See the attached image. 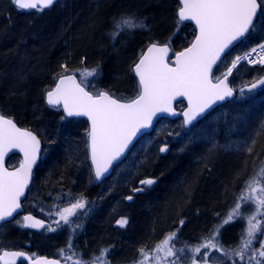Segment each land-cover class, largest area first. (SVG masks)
I'll return each mask as SVG.
<instances>
[{
    "label": "trees",
    "instance_id": "trees-1",
    "mask_svg": "<svg viewBox=\"0 0 264 264\" xmlns=\"http://www.w3.org/2000/svg\"><path fill=\"white\" fill-rule=\"evenodd\" d=\"M135 1H141L140 5ZM178 7L177 0H59L47 10L22 12L12 0H0V114L35 133L43 146L23 204L24 214L31 213L35 186L38 200L49 204L52 211L81 199L90 209L95 204V243L113 245L124 257L140 244L153 246L151 241L155 243L154 239L161 238L162 231L173 228L178 220L184 221L185 232L192 233L209 224H222L225 212L236 207L246 182L264 167V86L241 92L264 77V67L239 64L233 68L228 83L237 93L235 99L217 107L190 129L184 130L179 119L159 121L151 133L158 131L156 141L150 145L139 141L120 164L125 167L120 172L125 177L121 182L111 180V186L106 184L120 165L108 180L94 186L86 121L66 119L60 108L44 104L42 93L53 88L58 76L74 74L80 81L81 70L98 65L101 74L87 78L89 92L107 91L122 102L134 99L138 84L131 68L146 47L168 43L176 53L195 35L191 25H177ZM121 16L143 19V30L151 31L139 29L131 32L132 36L126 31L113 39V20ZM262 41L264 9L259 10L245 39L219 63L213 79L222 78L235 57ZM164 126H168L166 130ZM182 139L183 146L176 152ZM160 143L166 151H160ZM19 162V157L13 156L7 167L14 168ZM145 179L155 183L142 185L140 181ZM123 181L127 184L122 186ZM138 188L145 190L133 195ZM109 191L114 194L109 196ZM128 196L133 197L130 205L124 204ZM119 218L128 220L125 229L114 227ZM258 218L264 226V217ZM234 223V236L239 238L246 231L247 221L237 220L223 227ZM14 227L9 223L0 228V235L3 229L7 235L0 240V251H29V232L20 225ZM88 229L90 238L92 223ZM257 234L253 243L258 245ZM253 250L250 248L252 256ZM236 263L256 261L245 256Z\"/></svg>",
    "mask_w": 264,
    "mask_h": 264
},
{
    "label": "snow or ice",
    "instance_id": "snow-or-ice-1",
    "mask_svg": "<svg viewBox=\"0 0 264 264\" xmlns=\"http://www.w3.org/2000/svg\"><path fill=\"white\" fill-rule=\"evenodd\" d=\"M180 7L177 12V25L185 21H193L199 30V35L190 47L176 54L175 66L168 63L169 44L158 45L151 43L147 50L142 52L138 62L134 63L131 71L138 78V91L134 99L121 102L107 91H97L95 94L86 91L87 78L98 77L102 70L99 65L92 69L81 70L82 79L77 82L75 75L58 76L55 87L46 92L47 104L52 107H63L68 116L84 115L91 121V129L88 133L89 148L91 151L92 164L95 166V176L100 178L108 171L109 165L120 157L132 138L141 130L148 128L157 113H172V101L177 97H187L189 109L184 113V123H191L196 117L209 108L218 100L230 97L233 90L228 87L227 75L223 79L216 78L213 83L211 72L213 65L220 59L221 53L237 38L243 36L254 27V19L259 10L264 9V0H179ZM19 10L43 11L51 7L55 0H12ZM113 39L122 32L137 28H144L142 21H137L134 16H121L113 20ZM264 47V46H262ZM255 51V49H253ZM241 57L232 61V67L228 68L227 74H231L232 68ZM64 67L67 72L66 66ZM264 85V79L252 84ZM83 85V86H82ZM174 114V113H173ZM254 143V141H253ZM40 141L28 130L17 127L12 119L0 114V221L14 218V214L22 208L20 198L24 196L28 187L32 166L36 162ZM19 149L24 154V160L19 168L9 171L4 167V157L12 150ZM161 152L166 148H161ZM251 152L252 148L249 147ZM140 183L150 186L155 183L153 179L141 180ZM144 188L135 191H144ZM128 196V200H132ZM241 203L251 204L254 211L244 217L241 212ZM84 201L77 200L68 208L60 210L57 215L60 222L70 224V217L76 209L84 208ZM236 217L246 218L247 228L241 236L237 249L225 251L216 242V236L223 225L228 224ZM258 217H264V167H261L255 177L246 182L244 192L239 198L236 207L217 225L211 235L205 238L204 243L195 247H189L188 251L194 254L208 256L209 249L223 252L224 256H237L244 260L247 251L251 248L257 233L264 235L262 221ZM16 223L20 224L19 220ZM121 228L128 223L126 218L116 221ZM183 225L184 221L180 222ZM22 227L44 228L42 220L35 219L31 215L23 217ZM48 231L55 229L48 227ZM177 237L176 232L170 233L152 252L154 264H178L177 260L169 262V257L183 254L185 249H175L172 243ZM187 247V246H186ZM201 249H205L201 253ZM108 249H102L98 256L91 260H84L78 256L69 243L68 254L64 257L65 264H108ZM141 259L138 264H146L149 254L140 249ZM250 260L256 264H264L256 259L255 250ZM22 252H3L0 255L2 264H15L17 257H23ZM259 257L264 258V241L260 244ZM33 264H59L58 261L37 259ZM191 264H197L195 257ZM203 264H207L205 258Z\"/></svg>",
    "mask_w": 264,
    "mask_h": 264
},
{
    "label": "flooded vegetation",
    "instance_id": "flooded-vegetation-1",
    "mask_svg": "<svg viewBox=\"0 0 264 264\" xmlns=\"http://www.w3.org/2000/svg\"><path fill=\"white\" fill-rule=\"evenodd\" d=\"M95 186V185H94ZM138 191H134L133 195H136ZM37 197L38 195L35 194ZM38 199H35V201L31 204V213L30 214H24L23 212L15 219L20 220L23 222V217L26 215H31L35 219L42 220L45 224L44 228H29L24 227L29 232V238H30V250L26 251L30 257L34 260L36 258H47V259H54L59 262V264H65L64 257L61 255V250H64L65 255L68 254V247L69 243H71L72 249L76 252L78 256H82L84 260H91L93 256H98L102 249H108L107 253V260L108 264H138L140 256V249H145L146 246L144 244H140V247L136 246L133 249V252L128 255L122 257L115 249V247L110 244H103L100 245L99 243H95V217L97 216L98 212H95V204L92 205V209L89 208V205L85 204L84 208L82 209H76L75 214L70 217L71 223L70 224H64L63 221L60 222V225L58 226L55 221L59 220V216L57 215L58 212H47L44 213L39 209ZM132 203V200H128L127 198L124 199V204L130 205ZM74 204V203H72ZM72 204H69L60 210L64 208L70 207ZM35 206V207H34ZM122 219V218H119ZM118 219V220H119ZM181 221L178 220L176 224L173 226V232L177 233L176 240H180L182 238L178 237L180 235V232L185 231V223L181 225ZM92 223V234L91 236L92 241H90L89 236V229L88 224ZM2 227V226H1ZM0 227V228H1ZM48 227H51L55 229V231H48ZM114 227H119L117 223H114ZM126 227V226H125ZM125 227L121 229H125ZM227 226L221 227L219 229L220 233L216 236V242H218L220 248L224 249L225 235L224 231L226 232ZM216 229V227H212L211 224H209L205 229L200 231H193L192 233H189L184 240V243L179 244V242L176 244L179 249H185L186 253H190V256L188 259H184L182 254L178 253L177 256L170 257L171 259L177 260L178 264H191V260L193 257H195L197 264H203L204 259H207V264H227V257L224 256L223 252L217 251L216 249H209L208 256L204 257L202 254H194L190 251H188L189 247H195L199 244L204 243L205 238L209 237L211 233ZM237 231V230H236ZM59 233L61 238V246L57 250L58 254H55L52 249V237ZM168 235V234H167ZM164 236L161 235V238ZM187 246V247H186ZM205 249H201V253H203ZM146 252V250H145ZM147 253V252H146ZM118 256V257H117ZM120 260H116L119 259ZM171 262V261H169ZM19 264H26V262H21ZM68 264H71V261H68Z\"/></svg>",
    "mask_w": 264,
    "mask_h": 264
},
{
    "label": "water",
    "instance_id": "water-1",
    "mask_svg": "<svg viewBox=\"0 0 264 264\" xmlns=\"http://www.w3.org/2000/svg\"><path fill=\"white\" fill-rule=\"evenodd\" d=\"M59 0H55V3L58 2ZM178 1V4H179V7H180V2L179 0ZM54 3V4H55ZM53 4V5H54ZM52 5V6H53ZM51 6V7H52ZM49 7V8H51ZM49 8H46L44 10H47ZM21 11H35L34 9L33 10H21ZM178 12V10H177ZM259 12V11H258ZM258 14V13H257ZM256 18L254 19V22H255ZM182 24H190L191 26H193V28L195 29V36L192 40V42L189 44V46H187L186 48L190 47L191 44L195 41V38L197 35H199V30L198 28L196 27L195 23L193 21H185L183 22ZM249 32L245 33L243 36L237 38L235 41H233L225 50L223 53H221V56H220V59L216 62V64L213 65V68H212V72H211V78H212V75H213V72L214 70L217 68V66L219 65V63L223 60V58L226 56V54H228L236 45H238L240 42H242L245 37L248 35ZM158 45H163V44H158ZM148 47V46H147ZM184 48V49H186ZM184 49H182L181 51H184ZM147 48L144 50L146 51ZM179 51V52H181ZM177 52V53H179ZM172 54L171 52V49L169 50V53H168V63L171 65V66H175V59H176V54ZM171 59V60H170ZM139 60V59H138ZM137 60V62H138ZM171 62V63H170ZM70 75H74V74H70ZM134 75V73H133ZM135 77V76H134ZM77 82H79L78 78L75 76ZM224 77H222L221 79H223ZM136 81H137V84H138V78H136ZM264 79V77H262L261 79L259 80H262ZM258 80V81H259ZM213 81V79H212ZM57 82V81H56ZM55 82V84H56ZM216 81H213V83H215ZM257 82V81H256ZM255 82V83H256ZM227 85L229 88H231L229 86V83H228V78H227V81H226ZM55 84H54V87H55ZM254 84V83H253ZM264 85H261V84H257V87L256 88H252V84L249 85V86H246L242 89V92H245V93H250V92H254L258 89H260L261 87H263ZM53 87V88H54ZM232 89V88H231ZM86 90V89H85ZM233 90V89H232ZM87 91V90H86ZM236 97V92L233 90V94L232 96L230 97H225V99L223 100H218L216 101L214 104H212L209 108L205 109L204 112L200 113L196 119H194L191 123L189 124H185L184 123V120H185V117H184V113L188 111L189 109V104H188V99L187 97H177L176 99H174L172 101V110L173 112L172 113H157L156 116L153 117L152 119V123L151 125L148 127V128H145V129H141L137 134L136 136H134L132 138V141L131 143L128 145V147L125 149V151L123 152V154L118 157L116 160H114L112 162L111 165H109V168H108V171L105 172L100 178H97L95 176V166L92 164V159H91V151H90V148H89V137L87 138V141H88V155H89V162H90V165H91V169H92V173H93V177H94V185L97 186L99 185L101 182H103L104 180L108 179L112 172H113V169L118 166L119 164H121L126 158L127 156L129 155V153L131 152V150L134 148V146L137 144V142L145 135H148L150 134L153 129L155 128L156 124L160 121V120H168V121H175L177 120L178 118H180L181 122H182V125H183V128L185 130H188L190 129L193 125H195L197 122H199L200 120H202L204 117H206L210 112H212L214 109H216L217 107L227 103V102H230L231 100H233L234 98ZM44 102L46 104V106L48 108H60L63 116L66 118V119H81V120H85L86 123H87V126H88V133L91 129V121L88 119L87 116H84V115H73V116H68L66 112H64L63 110V107L62 105L61 106H58V107H52L50 105L47 104V100H46V94H45V97H44ZM122 102V101H121ZM178 104H182L183 107L181 110L177 109V105ZM174 113V114H173ZM7 118V117H6ZM9 119V118H8ZM15 123V122H14ZM17 125V124H16ZM19 127V126H17ZM20 128V127H19ZM22 130H27V129H24V128H21ZM30 131V130H28ZM32 132V131H31ZM33 133V132H32ZM35 136L36 134L33 133ZM37 137V136H36ZM37 139L40 141V139L37 137ZM42 144H41V141H40V147H39V151L37 153V157H36V162L35 164H33L32 166V173H31V178H30V181H29V184H28V187L25 189V194L24 196H22L20 198L21 200V204L23 206V203L25 201V199L27 198V194H28V191H29V188L32 184V180H33V174H34V171L36 170V168L38 167L39 165V162L41 160V155H42ZM13 156H18L19 159H20V163L14 167V168H9L7 167V162L8 160L13 157ZM24 160V154L23 152H21L19 149H12L5 157H4V167L7 168L9 171H14L16 170L17 168H19L20 164L23 162ZM130 201V200H129ZM23 212V207L18 210V213H15L14 214V218H9L8 220L6 221H0V227L6 223H10L12 222L17 216H19L21 213ZM22 252L24 253L25 255L23 257H17L16 260H15V264H19L21 262H26V264H33V262L37 259H47V258H36V259H32L30 257V255L25 252V251H18V250H2L0 251V255L3 254V252ZM47 260H50V261H56L54 259H47ZM0 264H2V262H0Z\"/></svg>",
    "mask_w": 264,
    "mask_h": 264
},
{
    "label": "rangeland",
    "instance_id": "rangeland-1",
    "mask_svg": "<svg viewBox=\"0 0 264 264\" xmlns=\"http://www.w3.org/2000/svg\"><path fill=\"white\" fill-rule=\"evenodd\" d=\"M141 1H135L134 2V4L136 3L137 5H140L139 3H140ZM137 14V13H136ZM140 15V13H138L137 14V16H139ZM136 16V15H135ZM140 18V17H139ZM137 21H142V22H144L143 21V19H136ZM145 23V22H144ZM143 23V24H144ZM145 25V24H144ZM139 29H142V31H151V30H143V28H137V29H134V30H131V31H128V33L129 34H127V36H132V33L134 34L135 33V31L136 30H139ZM132 32V33H131ZM122 34V33H121ZM182 35V37L183 38H185V40L187 41L188 40V38H187V36L185 35V37H184V35L183 34H181ZM124 36V35H123ZM182 38V39H183ZM183 41V40H182ZM113 42V41H112ZM114 43L115 42H113V44H112V46L114 45ZM183 45V44H182ZM237 66V65H236ZM232 67V65L230 66V68ZM87 83V87H86V89L87 90H89L90 91V89H91V83H89L88 81L86 82ZM92 88H94V87H92ZM97 91H99V90H97ZM161 127V126H160ZM168 126H164V129L166 130V128H167ZM170 133H171V130H168ZM156 132V133H155ZM153 134H151V135H149V136H146V137H144L143 139H141L140 141L142 142V143H145L146 145H150V144H152L153 142H155L156 141V138H157V136H158V131H155ZM184 139V138H183ZM181 140V142L178 144L179 146H178V148L176 149V152H178L179 151V148L181 147V146H183V142H184V140ZM164 146L165 145H163V143H160L159 145H158V147H159V149L160 148H164ZM177 146V145H176ZM121 166V165H120ZM120 166H118L117 167V170L116 171H114V174H113V178L111 179H109V181H108V183L106 184V185H108V186H111L112 185V181H114V180H118V181H122L123 179L122 178H124L125 176H123L122 177V174L120 173V172H122L123 170L122 169H125V167H120ZM120 167V168H119ZM127 173L125 172L124 173V175H126ZM107 179V180H108ZM112 180V181H111ZM125 184H127V182L126 181H123L122 182V186L123 185H125ZM32 192H34V193H32V197L35 195V194H37L38 195V189H37V187L35 186V189H33V191ZM244 192V190L242 191V193ZM114 194V192L113 191H109L108 192V195L109 196H111V195H113ZM114 196H116V195H114ZM40 196H36L35 195V199H38ZM38 202V204H39V209L40 210H42L44 213H47V212H51L52 211V207H50V205L49 204H45L44 202H42V200H38L37 201ZM35 207V206H34ZM63 208V207H62ZM255 209H254V206L253 205H251V204H244V203H242V206H241V212L243 213V216L244 217H247V216H249V215H251L252 213H253V211H254ZM60 210H58V211H52V213H54V212H59ZM232 211V210H231ZM230 211V209L229 210H227L226 212H225V217L224 218H227V216H228V214L231 212ZM238 222H240L241 221V223L243 222H245V221H247L246 220V218H241V217H238ZM237 220H233L234 222L235 221H237ZM16 221L17 220H15V221H13L12 223H13V227L15 226V225H20V227H22L21 226V224L23 223V222H21L20 220V224H18V223H16ZM233 221H230V222H233ZM189 228V227H188ZM214 228V227H213ZM234 228V229H233ZM262 228H264V226H262ZM11 229H12V227H11ZM22 229H23V227H22ZM172 229V228H171ZM171 229H167V230H163L162 231V234L161 235H163L164 237L163 238H159L158 240H156V239H154V241H155V243L154 242H152L151 241V243H153V246H151V247H149V246H147L145 243H143L144 244V246H146L145 247V249H144V251L146 250V252L149 254V259H148V261L146 262V264H154V261H153V259H152V250H154L155 249V247H156V245L157 244H159L162 240H164L165 239V237L166 236H168L170 233H172L173 231V229L171 230ZM13 230H15L16 231V229H15V227L13 228ZM234 230H237V224H232V225H230L228 228H227V230H226V232L224 231V234L223 235H225V237L226 238H224V240H225V245H224V247L226 248V250H230V249H237L238 248V246H239V244H240V241L239 240H241V236H242V234H239V238L238 237H236V236H234ZM6 230L5 229H3L2 231H1V235H0V240L2 241L4 238H5V236H7L6 235V232H5ZM165 231V232H164ZM243 232V231H242ZM235 233H236V231H235ZM168 234V235H167ZM189 233L187 232V229H186V232L184 231L183 233L182 232H180V235L178 236V237H181L182 236V238L180 239V240H174L172 243L174 244V246H175V249H177L178 247L176 246V244L179 242V244L181 245V243H184V240L183 239H185L186 238V236L188 235ZM27 235V234H26ZM258 235V234H257ZM263 236V237H262ZM234 238L237 240V242L234 240ZM262 241H264V235H261L260 234V239H259V241H258V245L256 244V243H253L252 244V246H251V248H255V251H256V254L255 255H258V252H259V250H260V244H261V242ZM184 244H186V243H184ZM61 246V238H60V234L59 233H57V234H55L53 237H52V249H53V252L55 253V254H58L59 255V253L57 252V250L59 249V247ZM24 251V250H23ZM151 252V253H150ZM254 254V253H253ZM183 256H186V257H184V259H188L189 258V256H190V253H186V252H184L183 254H182ZM252 256V253H251V251H250V249L247 251V255H246V260L247 259H249L250 257ZM118 257V256H117ZM121 258H119V259H116L117 261L118 260H120ZM141 259V258H140ZM139 259V260H140ZM175 259V258H174ZM174 259H171L170 257L168 258V260L169 261H173ZM239 259V260H238ZM257 259H259V260H261L262 262H264V258H261V257H259V255H258V258ZM237 260L238 261H241L240 260V258H238L237 257ZM238 261H236V259L234 258V256H227V264H239V263H236V262H238ZM250 264V263H249Z\"/></svg>",
    "mask_w": 264,
    "mask_h": 264
},
{
    "label": "built area",
    "instance_id": "built-area-1",
    "mask_svg": "<svg viewBox=\"0 0 264 264\" xmlns=\"http://www.w3.org/2000/svg\"><path fill=\"white\" fill-rule=\"evenodd\" d=\"M264 42L254 47L255 51L253 49L240 57V62L246 63L248 66H259L264 65Z\"/></svg>",
    "mask_w": 264,
    "mask_h": 264
},
{
    "label": "bare ground",
    "instance_id": "bare-ground-1",
    "mask_svg": "<svg viewBox=\"0 0 264 264\" xmlns=\"http://www.w3.org/2000/svg\"><path fill=\"white\" fill-rule=\"evenodd\" d=\"M133 76H134V75H133ZM229 86H230V85H229ZM53 87H54V86H53ZM230 87H231V86H230ZM50 90H51V89H50ZM46 92H47V91H46ZM46 92H45V94H46ZM45 94L42 93V95H44V97H45ZM44 97H43V98H44ZM44 104H45V102H44ZM45 105H46V104H45ZM87 128H88V126H87Z\"/></svg>",
    "mask_w": 264,
    "mask_h": 264
}]
</instances>
